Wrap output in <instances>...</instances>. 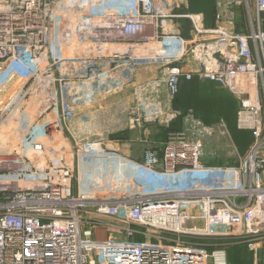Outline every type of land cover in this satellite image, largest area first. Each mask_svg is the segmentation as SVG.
Wrapping results in <instances>:
<instances>
[{
  "label": "built area",
  "instance_id": "1",
  "mask_svg": "<svg viewBox=\"0 0 264 264\" xmlns=\"http://www.w3.org/2000/svg\"><path fill=\"white\" fill-rule=\"evenodd\" d=\"M240 1L244 22L228 7L205 27L177 0H0V264H208L207 240L261 244L264 0ZM175 18L187 37L166 27ZM151 71L139 86L176 96L196 77L236 97L251 136L237 163H204L180 133L142 162L105 132L75 134L92 102L75 82L103 102Z\"/></svg>",
  "mask_w": 264,
  "mask_h": 264
},
{
  "label": "rangeland",
  "instance_id": "2",
  "mask_svg": "<svg viewBox=\"0 0 264 264\" xmlns=\"http://www.w3.org/2000/svg\"><path fill=\"white\" fill-rule=\"evenodd\" d=\"M192 1L200 11H211L215 19L224 17L226 11L233 7L234 14L243 17L245 13L240 0H233V6L227 5L228 0H212L209 3L207 0V3L203 0ZM187 3L188 0H177L178 9L185 8ZM252 14L255 18L253 6ZM243 19H246V14L239 21ZM152 75L154 71L142 73L136 86L126 87L103 102L90 87H82L75 82L74 91L79 90L84 95L92 93V102L76 114L81 120V127L85 129L84 136L105 132L111 139L118 134V142L125 147L129 145L133 155L140 156L144 146L152 145L159 152L164 142L180 133L186 139L201 143L204 163H237L251 142V136L236 129L238 102L235 100L234 106L228 104L234 95L210 81H197V87L192 91L183 86L177 96L169 94L162 80L147 81V85L139 86L142 80ZM199 98L202 100H197ZM108 104L112 105L107 108ZM98 110L103 111L100 116ZM137 117L139 121L135 120ZM117 128L120 130L114 131ZM103 234L104 231L99 230L95 237L101 238ZM207 243L211 254L208 264H217L215 260L219 253L224 256V264H264V240L258 247L257 241L251 238L212 239Z\"/></svg>",
  "mask_w": 264,
  "mask_h": 264
},
{
  "label": "crops",
  "instance_id": "3",
  "mask_svg": "<svg viewBox=\"0 0 264 264\" xmlns=\"http://www.w3.org/2000/svg\"><path fill=\"white\" fill-rule=\"evenodd\" d=\"M203 1H206V0H203ZM208 1V3L210 2V1H212V0H207ZM207 1L205 2V3H207ZM251 2H253V0H251ZM193 1L192 0H188V3H187V6L185 7V8H182V9H178L177 10V13L178 14H184V13H191V14H198L199 16H200V18H201V23H202V25L203 26H205V27H213V26H215L218 22L216 21V19H215V16H214V14L213 13H211V11H205V10H201L200 11V9H198V6H194L193 5ZM204 3V2H203ZM252 5V4H251ZM232 9H234V7L232 8ZM244 15L245 14H243V18H244ZM237 16V18L239 19V18H241V16L238 14V15H236ZM241 23L242 22H244V20L243 21H240ZM166 27L168 28V29H171V30H174V31H179L180 32V34H182L183 36H185V37H187L188 35H189V30H190V22H189V20L187 19V18H175V19H173L172 21H167L166 22ZM193 80H195V79H193ZM193 80H191V81H193ZM199 80V79H198ZM191 81H188V82H183V84L184 83H189V82H191ZM199 81H202V80H199ZM182 82H181V84H182ZM181 84H180V86H181ZM182 84V85H183ZM234 98V97H233ZM235 99V98H234ZM86 106L87 105H80V106H77L76 107V111H75V116H74V118H73V120L71 121V125L73 126V128H74V131H75V134L76 135H78V136H84L86 133H85V129H83L81 126V120H80V118L78 117V115H76L77 114V112H78V114H79V112H80V110L83 108V109H85L86 108ZM96 113V112H95ZM95 127H96V125H95ZM76 130H77V132H76ZM115 130H117V131H119L120 129L119 128H117V129H114V131ZM125 133H123V135H124ZM117 138H118V134L115 136V135H113L112 136V138H111V140L114 142L113 144H114V146L118 149V150H120L121 151V153L123 154V155H125L129 160H132V161H136V162H142V161H144V159H145V154H146V151L149 149V148H154L152 145H146V146H144L145 148H144V150L141 152V155L140 156H136V155H133V153H132V151H131V149L129 148V145L128 146H123V145H121L119 142H118V140H117ZM163 145V144H162ZM161 145V146H162ZM160 146V145H159ZM99 230H102V231H104V234L102 235V237L101 238H97V239H104V238H106L107 237V232H106V230L104 229V228H98V230L97 231H99ZM96 231V232H97ZM96 232H95V234H96ZM95 234H94V236H95ZM96 238V237H95Z\"/></svg>",
  "mask_w": 264,
  "mask_h": 264
},
{
  "label": "trees",
  "instance_id": "4",
  "mask_svg": "<svg viewBox=\"0 0 264 264\" xmlns=\"http://www.w3.org/2000/svg\"><path fill=\"white\" fill-rule=\"evenodd\" d=\"M241 18H243V17H241ZM243 20H244V19H243ZM243 20H240V21H243ZM193 79H195V80H193ZM193 79H192L193 81L190 80L191 82H189V83H184V84H183V82H184V81H183V82H182L183 85L181 84L180 89H181V87L186 86V87H189V90H191V91H192V90H195L196 87H197V81H199V80H198V78H196V77L193 78ZM185 82H188V81H185ZM186 87H185V88H186ZM178 94H179V93H178ZM178 94H177V95H178ZM196 94H197V93H196ZM177 95H176V96H177ZM232 97H234V96H232ZM234 98H235V97H234ZM234 98H230V99H229L230 101L228 100V104L230 103V106H231V105L234 106V105H235L234 103H236V101L238 102V100H237L236 98H235V99H234ZM197 100H202V99L199 98V99H197ZM197 100H196V101H197ZM235 100H236V101H235ZM231 111H232V110H231ZM203 116H204V115H203ZM212 165H215V164H212Z\"/></svg>",
  "mask_w": 264,
  "mask_h": 264
},
{
  "label": "bare ground",
  "instance_id": "5",
  "mask_svg": "<svg viewBox=\"0 0 264 264\" xmlns=\"http://www.w3.org/2000/svg\"><path fill=\"white\" fill-rule=\"evenodd\" d=\"M216 263L217 264H224V256L222 253H219L217 256H216Z\"/></svg>",
  "mask_w": 264,
  "mask_h": 264
}]
</instances>
